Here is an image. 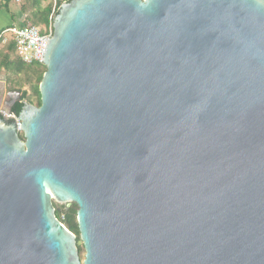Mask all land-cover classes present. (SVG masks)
<instances>
[{
	"label": "water",
	"instance_id": "95a60500",
	"mask_svg": "<svg viewBox=\"0 0 264 264\" xmlns=\"http://www.w3.org/2000/svg\"><path fill=\"white\" fill-rule=\"evenodd\" d=\"M44 66L0 117V264H264V0L64 2Z\"/></svg>",
	"mask_w": 264,
	"mask_h": 264
},
{
	"label": "trees",
	"instance_id": "16d2710c",
	"mask_svg": "<svg viewBox=\"0 0 264 264\" xmlns=\"http://www.w3.org/2000/svg\"><path fill=\"white\" fill-rule=\"evenodd\" d=\"M49 1V0H27L26 4L22 8V15L29 13L30 16L28 17V22L23 23V26H29V27H36L39 28L43 33L48 29L50 26V18L53 13V5L50 4L47 7L43 6V2ZM67 2H71L73 0H65ZM63 1V2H65ZM63 2L58 3L56 14L58 15L60 11V7ZM10 0H0V10H6L10 12L9 9ZM13 21L16 20V16H12ZM14 25V24H13ZM12 26V25H11ZM1 33V32H0ZM5 45H9V52L8 54L1 55L2 61H0V69L1 68H7V70L14 69V72L20 76L24 72L33 71V75L31 79L36 78L37 83L32 84L31 92L23 91L21 92L23 95L22 101L15 104V106L12 108V113L16 116H19L21 114V111L24 107V103H30L32 105H35L37 107L41 106V94H40V84L43 80L44 74L47 71V68L44 65H25L23 64L19 58L17 60H14L12 56L16 55V49L15 45L13 43H8ZM38 66V67H36ZM37 68V70L35 69ZM42 70L44 71H41ZM11 72V73H14ZM1 117V113H0ZM78 206L77 204H74L72 208H70L67 212H57L58 218L61 220V222L74 234L77 235V241L80 242V231H79V225L77 220V214H78Z\"/></svg>",
	"mask_w": 264,
	"mask_h": 264
},
{
	"label": "built area",
	"instance_id": "2783aa9c",
	"mask_svg": "<svg viewBox=\"0 0 264 264\" xmlns=\"http://www.w3.org/2000/svg\"><path fill=\"white\" fill-rule=\"evenodd\" d=\"M67 2V1H65ZM57 6L53 9L50 18V26L43 33L39 28L14 24L0 33V41L4 44L13 43L16 49V55L25 65H44L45 55L50 41L54 36V21ZM0 113L9 120H17L13 113L8 114L0 109ZM18 127L21 123L17 120Z\"/></svg>",
	"mask_w": 264,
	"mask_h": 264
},
{
	"label": "rangeland",
	"instance_id": "374dc122",
	"mask_svg": "<svg viewBox=\"0 0 264 264\" xmlns=\"http://www.w3.org/2000/svg\"><path fill=\"white\" fill-rule=\"evenodd\" d=\"M65 0H49V1H45L43 2V6L47 7L50 4L53 5V9L55 8V6H58V3L63 2ZM27 0H10V4H9V9L11 11L14 12V14L20 15V18L18 17L17 20H15V24L17 25H22L23 23H27L28 22V17L30 16V10L29 13L22 15L21 11L23 6L26 4ZM64 3V2H63ZM62 3V4H63ZM0 11H5L3 9H1ZM1 44H4L3 42L0 41ZM7 50V54L9 52V49H4L3 51L5 52ZM14 60H17V55L14 56ZM39 65V64H36ZM41 66V65H39ZM38 67V66H36ZM35 67V69L37 70V68ZM41 71L42 70L41 68ZM33 71H29V72H24L23 74H21L20 76H18L15 72L11 73L9 71L8 76L12 82V87L16 90H19L21 92L23 91H27V92H31L32 89V84H36L37 80L36 78L31 79L32 75H33ZM9 100V97L7 98V100H5L4 104L1 107H8L6 105L7 101ZM6 112V110H4ZM55 206H56V210L57 212L63 213V212H67L70 208H72L74 206L75 203H59L56 200H54ZM78 206V205H77ZM79 209V207H78ZM78 248H79V252H80V256L81 259L84 260L86 257V250L84 247V244L82 242V240L80 239V242L78 243Z\"/></svg>",
	"mask_w": 264,
	"mask_h": 264
},
{
	"label": "crops",
	"instance_id": "0c3cea01",
	"mask_svg": "<svg viewBox=\"0 0 264 264\" xmlns=\"http://www.w3.org/2000/svg\"><path fill=\"white\" fill-rule=\"evenodd\" d=\"M12 16H16V14H14L13 11L10 10L9 11H0V32L8 27H10L11 25L15 24V21H13V17ZM20 18V15L16 16V20L17 18ZM9 45H5V44H1L0 43V54L3 56L5 54H7V50L4 52L3 50L9 49L8 47ZM13 59L14 56H12ZM0 61H2V58L0 57ZM10 72H14V69L10 70ZM9 70H7V68H1L0 69V109L1 110H8V107H1L5 100H7V98L10 95V91H16V89H14L12 87V82L8 76ZM10 92V93H9ZM18 93V92H16Z\"/></svg>",
	"mask_w": 264,
	"mask_h": 264
},
{
	"label": "flooded vegetation",
	"instance_id": "af4514ba",
	"mask_svg": "<svg viewBox=\"0 0 264 264\" xmlns=\"http://www.w3.org/2000/svg\"><path fill=\"white\" fill-rule=\"evenodd\" d=\"M10 92L9 100L7 101L6 105L8 106V108L12 109L16 103L22 101L23 95L19 90H16L15 92L12 90ZM16 92H19V94H17ZM1 116L3 115L1 114Z\"/></svg>",
	"mask_w": 264,
	"mask_h": 264
}]
</instances>
